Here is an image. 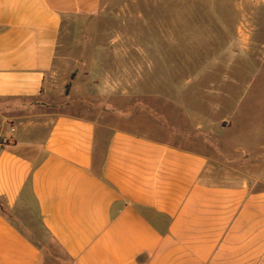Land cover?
Returning <instances> with one entry per match:
<instances>
[{"label": "crops", "instance_id": "0c3cea01", "mask_svg": "<svg viewBox=\"0 0 264 264\" xmlns=\"http://www.w3.org/2000/svg\"><path fill=\"white\" fill-rule=\"evenodd\" d=\"M100 6L0 0V264H264L259 172L250 184L212 153L210 136L227 127L197 109L228 92L210 84L197 97L204 73L156 72L157 47L129 39L109 50L127 82L107 95L123 105L53 93L65 21Z\"/></svg>", "mask_w": 264, "mask_h": 264}, {"label": "rangeland", "instance_id": "374dc122", "mask_svg": "<svg viewBox=\"0 0 264 264\" xmlns=\"http://www.w3.org/2000/svg\"><path fill=\"white\" fill-rule=\"evenodd\" d=\"M241 26L246 40L237 33ZM129 39L157 47L163 62L155 65L156 72L204 73L195 86L197 97L210 84L228 92V98L210 96L196 105L207 122L217 118L227 127L210 136L209 146L212 153L233 157L229 165L242 169L250 184L259 172L257 188L264 189V0H101L97 13L65 21L53 93L59 97L63 90L72 100L100 108L110 102L123 105V96L110 100L107 95L109 86L123 91L127 82L121 76L122 58L109 50L118 53L122 49H113L111 42ZM94 84L99 90H88ZM241 93L244 98L236 104ZM152 102L170 113L167 105ZM245 152L249 156L243 159ZM219 174L214 170L213 179Z\"/></svg>", "mask_w": 264, "mask_h": 264}, {"label": "built area", "instance_id": "2783aa9c", "mask_svg": "<svg viewBox=\"0 0 264 264\" xmlns=\"http://www.w3.org/2000/svg\"><path fill=\"white\" fill-rule=\"evenodd\" d=\"M3 142H5V140L0 136V144H2Z\"/></svg>", "mask_w": 264, "mask_h": 264}]
</instances>
